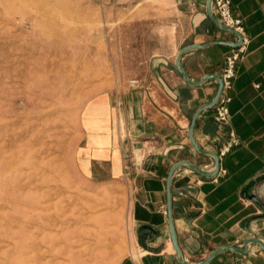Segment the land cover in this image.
<instances>
[{"label": "rangeland", "instance_id": "1", "mask_svg": "<svg viewBox=\"0 0 264 264\" xmlns=\"http://www.w3.org/2000/svg\"><path fill=\"white\" fill-rule=\"evenodd\" d=\"M180 19L167 0H0V264L133 252L130 165L87 166L86 120L140 62L174 51Z\"/></svg>", "mask_w": 264, "mask_h": 264}, {"label": "crops", "instance_id": "2", "mask_svg": "<svg viewBox=\"0 0 264 264\" xmlns=\"http://www.w3.org/2000/svg\"><path fill=\"white\" fill-rule=\"evenodd\" d=\"M167 1L181 16L174 51L139 63L132 78L138 88L126 83L116 93L94 100L84 130L81 155L90 169L105 167L113 177L130 165L132 226H150L155 236L147 244L161 249L151 253L138 242L120 264H178L164 214L168 173L180 161L207 172L214 168L210 156L192 148L188 129L194 112L213 99L217 84L185 85L175 57L183 47L231 42L233 37L207 18L206 0ZM230 4L232 14L242 20L249 46L232 83L229 124L219 126L213 108L198 116L193 133L199 147L216 153L229 140L230 131L239 144L220 160L225 175L207 179L188 167L174 173V228L182 258L189 264L203 261L220 247L242 249L249 237L264 243V210L251 200L256 197L264 205V0H230ZM229 50L223 46L193 50L181 58V65L192 82L207 75L220 77ZM208 264H264V254L250 245L246 256L223 252Z\"/></svg>", "mask_w": 264, "mask_h": 264}, {"label": "water", "instance_id": "3", "mask_svg": "<svg viewBox=\"0 0 264 264\" xmlns=\"http://www.w3.org/2000/svg\"><path fill=\"white\" fill-rule=\"evenodd\" d=\"M205 14L211 23H213L216 27H218L222 31L231 35L233 37V40L231 42L216 41V42H209V43H206L203 45L186 46V47L181 48L175 57V67H176L177 71L179 72V74L181 75L185 85H187L189 87L196 88V87H199L200 85H202L203 83H205L207 81H214L217 84V90H216V93H215L213 99L209 103L199 107L194 112L193 116L191 117L189 129H188V139H189V143L192 146V148L195 151H197L199 154L205 155V156H210L214 160L213 171L212 172L203 171L200 168H198L196 165H194L188 161H180L171 167V169L168 173V176H167V180H166V215H167V220H168V230H169L170 242H171V245L174 249V252L176 255V261L178 264H189V263H185L183 258H182L181 251H180L178 241H177V237H176L175 228H174V221H173V214H172V195H171L172 178L174 176V173L181 167H188L193 172H195L197 175H199L203 178L215 179L217 177L218 172L220 170V159H219L218 154L216 152L204 150L201 147H199L194 140V133L193 132H194V127H195L196 120H197L198 116L202 112L211 110L215 107V105L218 101V98L222 92V88H223L220 77L214 76V75H207V76H205V77H203L200 80L195 81V82L190 81L187 77L186 72L184 71V69L181 65V58L186 53H188L190 51L204 50V49H206L208 47H212V46H223V47H228V48H237L240 46L241 41H242L241 35L236 33L233 29L225 27L216 19V17L212 13L211 0H206ZM251 200L253 202L257 203L261 207V209L264 210V205L256 197H251ZM154 236H155L154 230L150 226L142 225V226L137 228V239H138V242L141 244L142 248H144L146 251L151 252V253H159L161 251L160 247L154 248V247H150L147 244V240L154 237ZM250 245H256L260 249V251L264 254V243L256 237H249L242 242V249H239L235 246L220 247V248H217V249L211 251L208 254V256L206 257V259H204L203 261H201L199 263H195V264H208L213 260L214 257H216L218 254L223 253V252H228V253H232V254H238V255L246 256L248 254V248Z\"/></svg>", "mask_w": 264, "mask_h": 264}, {"label": "built area", "instance_id": "4", "mask_svg": "<svg viewBox=\"0 0 264 264\" xmlns=\"http://www.w3.org/2000/svg\"><path fill=\"white\" fill-rule=\"evenodd\" d=\"M230 5V0H211L212 13L216 19L222 25L233 29L242 37L240 46L237 48H230L223 60V70L220 76L223 88L214 107V121L221 127H226L229 124V105L232 101L230 94L232 83L236 77L237 66L245 57L249 46V39L244 35L242 20L232 14ZM128 85L132 88L138 87V81L131 80L128 82ZM238 144L236 136L230 131L229 140L224 143L217 152L219 159L221 160L227 156ZM225 174L226 171L220 168L218 175ZM164 214H166V212H164Z\"/></svg>", "mask_w": 264, "mask_h": 264}, {"label": "bare ground", "instance_id": "5", "mask_svg": "<svg viewBox=\"0 0 264 264\" xmlns=\"http://www.w3.org/2000/svg\"><path fill=\"white\" fill-rule=\"evenodd\" d=\"M105 235V234H104ZM90 245V244H89ZM88 246H86V248H87ZM84 250H85V248H84ZM44 253H46V252H44ZM48 253V252H47ZM88 257V256H87Z\"/></svg>", "mask_w": 264, "mask_h": 264}]
</instances>
